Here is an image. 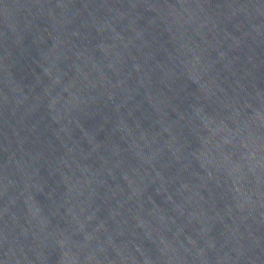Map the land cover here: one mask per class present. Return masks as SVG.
I'll return each mask as SVG.
<instances>
[{
    "label": "water",
    "instance_id": "obj_1",
    "mask_svg": "<svg viewBox=\"0 0 264 264\" xmlns=\"http://www.w3.org/2000/svg\"><path fill=\"white\" fill-rule=\"evenodd\" d=\"M0 225L39 264H264V0H0Z\"/></svg>",
    "mask_w": 264,
    "mask_h": 264
}]
</instances>
